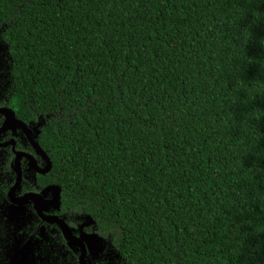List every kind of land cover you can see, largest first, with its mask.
I'll use <instances>...</instances> for the list:
<instances>
[{"label":"trees","instance_id":"1","mask_svg":"<svg viewBox=\"0 0 264 264\" xmlns=\"http://www.w3.org/2000/svg\"><path fill=\"white\" fill-rule=\"evenodd\" d=\"M0 26L51 180L129 264H264V0H0Z\"/></svg>","mask_w":264,"mask_h":264},{"label":"flooded vegetation","instance_id":"2","mask_svg":"<svg viewBox=\"0 0 264 264\" xmlns=\"http://www.w3.org/2000/svg\"><path fill=\"white\" fill-rule=\"evenodd\" d=\"M0 26V264H129L96 219L64 201L40 139L46 116L22 114ZM51 167L48 169L49 163Z\"/></svg>","mask_w":264,"mask_h":264},{"label":"water","instance_id":"3","mask_svg":"<svg viewBox=\"0 0 264 264\" xmlns=\"http://www.w3.org/2000/svg\"><path fill=\"white\" fill-rule=\"evenodd\" d=\"M50 167H51V162L49 163L48 169H50Z\"/></svg>","mask_w":264,"mask_h":264}]
</instances>
